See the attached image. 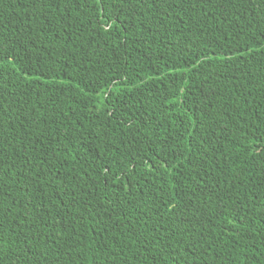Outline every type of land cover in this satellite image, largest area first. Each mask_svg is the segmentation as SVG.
Instances as JSON below:
<instances>
[{
  "label": "trees",
  "instance_id": "16d2710c",
  "mask_svg": "<svg viewBox=\"0 0 264 264\" xmlns=\"http://www.w3.org/2000/svg\"><path fill=\"white\" fill-rule=\"evenodd\" d=\"M0 264H264V0H0Z\"/></svg>",
  "mask_w": 264,
  "mask_h": 264
}]
</instances>
